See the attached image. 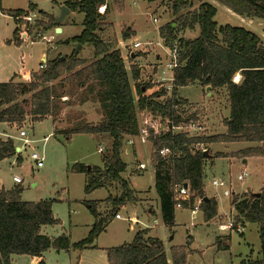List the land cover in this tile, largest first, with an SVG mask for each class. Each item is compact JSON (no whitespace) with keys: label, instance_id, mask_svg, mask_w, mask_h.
Returning <instances> with one entry per match:
<instances>
[{"label":"trees","instance_id":"trees-1","mask_svg":"<svg viewBox=\"0 0 264 264\" xmlns=\"http://www.w3.org/2000/svg\"><path fill=\"white\" fill-rule=\"evenodd\" d=\"M217 5L233 14L248 19L264 21V0H214ZM122 8L123 0H112ZM216 4L200 1L193 7L192 0H175L171 10L174 19L158 28L163 46L172 49L176 45L178 65L173 70V88L170 96L162 90L146 94L150 83L130 84V79L139 78L136 66L125 69L117 40L111 42L99 35L106 28L105 16L109 13L107 0H66L64 5L70 11L83 14L82 30L68 38L69 42L91 45L93 59L88 61L78 57V52L69 55L58 54L45 60L44 69L31 71L19 81L14 77L0 82V123L22 124L26 116L31 121H39L47 116L58 115L63 96L71 97L79 93L80 103L93 100L99 103L103 120L99 125H79L71 130L54 131L63 135L86 133L108 134L110 148L102 157V167H91L88 171L81 163H75L71 170L85 173L94 172L88 177L84 192L104 187L107 182H117L121 191L116 196H108L110 207L95 220L85 238L71 242L68 235L49 237L41 232L43 226H53L59 220L53 216L52 200L37 202L20 198L21 187L16 185L8 190H0V264H11L13 255L41 256L49 249L56 252L82 251L93 248L98 235L105 230L114 218L117 209L127 203L137 201L134 189L128 180L121 177L126 171V163L121 159L124 137H136L138 133L137 110H147L154 115L166 118L173 124L182 121H198V112L181 113L187 100L178 96V88L197 84L201 88L210 87V94L224 91L229 115L225 120L226 131L218 135L190 136L186 133L168 131L151 139L150 162L153 168L154 190L159 201L161 221L171 227L175 223V208L179 202L182 208H192L199 200L198 209L205 222L216 217L217 201L206 197L203 191V168L207 161L222 157L221 153L206 157L196 147L197 144L216 142L246 141L257 143L254 147L233 152L231 156L264 157V44L260 35L241 27L229 24L217 25L214 16ZM104 7L103 13L99 8ZM27 9H2L1 13L11 17L18 26L7 43L19 44L22 39V26L28 33L46 34L55 27L53 17L39 11L40 19L32 25L23 17L33 11ZM198 36L193 39L179 37V32L194 29ZM122 39L130 38L127 30L121 33ZM63 56V59L61 57ZM239 75L238 81L233 78ZM62 77L58 87L51 83ZM67 83L68 88L65 89ZM134 88V89H133ZM29 95L28 98L26 96ZM162 100L158 97L164 96ZM136 97V99H135ZM69 100V99H68ZM70 104V101L65 102ZM28 107V109H26ZM169 147L170 153L163 157L159 151ZM11 137H0V161L16 156L21 162L20 153L15 151ZM187 184L189 198L178 200L175 186ZM256 196L252 192L241 196L233 194L231 206L235 212L231 230L245 223H256L264 259V186ZM94 213V204L90 203ZM152 211V210H151ZM96 213V212H95ZM190 239V236L187 237ZM228 238V237H227ZM220 242V241H218ZM188 243L170 249L171 264H187ZM218 244V248H220ZM227 249V245H222ZM107 264H169L162 241L149 236L147 230L137 231L129 243L106 249ZM238 264H264V260H240Z\"/></svg>","mask_w":264,"mask_h":264},{"label":"rangeland","instance_id":"rangeland-1","mask_svg":"<svg viewBox=\"0 0 264 264\" xmlns=\"http://www.w3.org/2000/svg\"><path fill=\"white\" fill-rule=\"evenodd\" d=\"M65 1L0 0V8L25 10L28 4H33L35 19H40L38 12L42 11L52 16L54 21L60 12V6L64 5ZM174 1L123 0L122 8L118 9L112 0H107L109 13L103 22L106 28L102 29L99 35L111 42L117 40L116 48L120 51L129 76L132 66H136L139 70V78L136 81L130 79L132 87L144 83L152 85L147 89L146 94L156 91L151 80H154L155 74L158 73V65L163 66L169 60L170 49L163 46L158 28L174 19L171 10ZM200 1L216 4L214 0H192L193 7H197ZM216 7L214 20L218 26L229 24L244 27L260 35L264 44L263 20L254 18L253 22H249L251 19L241 18L217 4ZM103 11L104 7H101L99 12L103 13ZM82 20V13L70 11L60 23L63 28L61 32L55 33L51 29L44 34L46 39L52 35L51 42L36 38L30 44L28 38H23L19 44H14L5 40L4 44L12 49L9 62H18L17 69L32 66L37 70L41 50L46 52L48 59L58 54L69 55L75 52L77 43L69 41L65 43V39L81 32ZM16 26L18 24L11 17L0 15V34L5 39L12 38V31ZM124 30L130 35L126 40L122 39L121 35ZM178 36L193 39L198 36V28L196 26L194 29H185L179 32ZM134 42H139L140 46L133 48ZM78 57L91 61L93 59L91 45L81 46ZM22 71V74L12 73L9 79L14 77V80L19 81L26 74V69H21ZM238 78L239 75H236L233 80L237 81ZM61 79L62 77L51 84L57 88ZM65 85L67 89V83ZM177 93L180 98L188 101L185 109L179 110L181 113L198 112V123L203 129L198 130L197 135L225 133V120L229 115V108L224 91L208 94L199 85L189 84L178 88ZM78 94L77 92L71 97L66 95L61 98L60 101L64 103L60 104L58 115L47 116L34 122L31 121L30 116H26L22 124H10L13 127L5 125L6 132L11 135L16 145L20 146L22 143L18 135L20 129L26 132L30 144L21 151L20 163L16 162V156L0 161V190H8L19 185L22 189L21 200L32 202L52 200V213L59 223L42 227V233L49 237L65 234L72 242L86 237L95 216L103 214L110 207V202L106 198L116 196L121 191L119 183L107 182L104 187L85 193L86 180L95 173L89 172L90 175H86L71 170L75 163H81L85 167H102V157L111 144L108 134L56 133V136L53 135L56 130H71L79 125H99L102 122L103 112L99 103L90 99L82 104ZM28 97L29 95L26 96ZM68 101L70 104L65 103ZM136 115L138 118V113ZM45 137L47 139L44 141ZM202 145L210 155L217 153L226 155L207 161L203 168V191L206 197H214L217 201V214L214 219L205 222L199 209L192 219L190 208L179 206L175 208L174 225L165 226L161 221L159 201L154 190L153 168L150 162L151 143H141L137 136L124 137L121 159L126 163L127 168L121 177L128 180L130 187L136 193L137 201L134 204H124L116 210L120 217L112 218L105 230L98 235L94 241L97 248L84 249L87 254L80 257L79 264H106L105 249L131 242L135 233L140 230H147L149 236H156L162 241L169 264H171V247L185 245L187 242H189L187 264H238L243 259L264 260L256 223L247 222L244 226L238 227V230L219 229V225L234 220L235 212L230 204L233 194L241 196L248 192L256 193L264 186V157L231 156L233 152L254 147L257 143L235 141L202 143ZM32 152H37L43 157L42 167L36 168L31 161ZM139 163L145 168L138 169ZM243 171L246 172V176L243 180H238L237 176ZM13 177L18 181L15 182ZM214 179L224 181L226 186L212 185ZM226 189L227 195L223 193ZM90 203L94 204V213L89 208ZM188 236L190 239L187 238ZM222 245H227L228 248L223 249ZM50 250L51 255L47 256L45 264H76V255L70 256L65 251L56 253L54 249ZM100 252L102 257L99 256ZM30 257L32 256L13 255L11 264H33Z\"/></svg>","mask_w":264,"mask_h":264},{"label":"built area","instance_id":"built-area-1","mask_svg":"<svg viewBox=\"0 0 264 264\" xmlns=\"http://www.w3.org/2000/svg\"><path fill=\"white\" fill-rule=\"evenodd\" d=\"M101 8V7H100ZM99 8V11H100ZM36 17V13L34 11H30L29 14L25 17H23L24 21H26L29 25H32ZM154 21H156L154 19ZM28 28L25 29V26H22V36L23 38H28L29 43H33L36 38H41V39H46L44 35H40L38 33H28ZM47 41H50V38L46 39ZM133 48H136L140 46L139 42H134L132 43ZM169 60L167 63H165L163 66L158 65V73L155 74V79L151 80L153 84L155 85L156 90L162 89L167 93V96H170L171 90L173 88V70L177 67L178 65V52L176 45L174 44L172 49H170L168 53ZM45 67V61L40 62L38 64V69H44ZM154 68V66L152 67ZM149 79V77H148ZM147 79V80H148ZM149 81V80H148ZM238 81V80H237ZM164 96L158 97L159 100L164 98ZM161 98V99H160ZM138 113V133H137V138L141 143H151V139H154L157 135L159 134H164L168 131H171V133H186L189 134L190 136H196L198 130H202V126L198 123V121H193L189 120L187 122L182 121L180 124H173L172 121L162 118L158 115H154L151 112L147 110H137ZM19 139L21 140V145L18 146L19 151L17 153H21L22 150L25 149V147L29 146L30 140L26 137V132L23 129H20L18 131ZM200 135V133H199ZM198 136V135H197ZM47 138L45 137L44 140ZM196 147L200 149L203 153L207 151L205 147H203L202 144H197ZM160 155L163 157H166L169 155L170 150L169 147L164 146L160 149L159 151ZM30 159L36 166V168L42 167L43 165V157L39 155L37 152H32L30 154ZM138 169H144L145 166L142 163H139L137 165ZM246 176V172L243 171L241 174L237 176L238 180H243V178ZM14 181H18V179L14 178ZM212 185L214 186H226V183L222 180H212ZM225 194H228V190H224ZM175 193L177 194V199L178 200H185L189 198V191L188 187H183V185H177L175 186ZM198 204H194L193 207L190 209L191 213V218L194 219L196 212L198 210ZM181 207L180 203L178 202L176 204V207ZM115 218H119V214L116 213L114 215ZM232 222L229 221L228 224H221L219 225V229L224 230V229H231ZM240 227V226H238ZM238 227L236 230H238Z\"/></svg>","mask_w":264,"mask_h":264},{"label":"crops","instance_id":"crops-1","mask_svg":"<svg viewBox=\"0 0 264 264\" xmlns=\"http://www.w3.org/2000/svg\"><path fill=\"white\" fill-rule=\"evenodd\" d=\"M0 15H4L1 13V8H0ZM249 22H253V19L249 20ZM62 28V27H61ZM63 30V28H62ZM13 32V31H12ZM50 41L51 42V38L52 35H49ZM12 39V38H11ZM10 39V40H11ZM6 41H9L8 39H5L1 34H0V82H5L9 79V77L11 76L12 73L15 74V72L17 73H23V71L21 72V69H26V74L31 72V71H35L36 69L32 68V66L29 68L27 67H22L21 69H17L18 68V62L17 63H13V62H9V58H10V52H11V47L6 46L4 43ZM32 57V56H30ZM39 60L40 62H43L47 59V54L44 50H41L40 54H39ZM158 59V58H157ZM30 65V64H29ZM38 69V68H37ZM25 74V75H26ZM11 79V78H10ZM9 79V80H10ZM161 99V98H160ZM163 99V98H162ZM161 99V100H162ZM8 125L9 127H13L8 123H0V136H4V137H10L11 135L9 133L6 132L4 126ZM45 141V140H44ZM16 145V144H15ZM19 145H17L18 147ZM129 150L127 149V152ZM214 159V158H212ZM211 159V160H212ZM243 162H246V160H242ZM15 177H13L14 180ZM225 194V192H223ZM44 227V226H43ZM221 230V229H220ZM41 232H42V228H41ZM72 242V241H71ZM94 247L93 248H87L86 250H94L95 248H97L95 246V244L93 243ZM86 250H82V251H74V250H70L69 252H67L70 256L71 255H76V264H79L80 262V257L84 254H87ZM105 256H106V249H105ZM56 253H61V252H56ZM51 255V250H47L46 252H44L41 256L38 257H30L32 258V263L33 264H45L47 262V256ZM100 257H102V252H100L99 254ZM12 257V256H11ZM106 264H107V258H106Z\"/></svg>","mask_w":264,"mask_h":264},{"label":"water","instance_id":"water-1","mask_svg":"<svg viewBox=\"0 0 264 264\" xmlns=\"http://www.w3.org/2000/svg\"><path fill=\"white\" fill-rule=\"evenodd\" d=\"M146 1L147 2H151V1H154V0H146ZM69 12H70V10L65 5H61L60 6V12H59V14L54 18V24L55 25H59L64 20V18L66 17V15ZM54 31H55V33L61 32V27H59V26L55 27ZM68 41H69L68 39H65V43H68ZM80 47H81V45L80 44H77L76 49H75V53H77L79 51ZM61 59H63V56L61 57ZM205 90L208 92V94H210V92H209L210 87L209 86L205 87ZM15 151L18 152L19 151V148L16 147L15 148ZM204 155L206 157H209L210 156L207 151L204 152ZM86 169L89 171L91 169V167L90 166H87ZM183 187H187V184L184 183L183 184ZM254 194L256 196L259 195L258 192L254 193ZM205 198H207V197H205Z\"/></svg>","mask_w":264,"mask_h":264}]
</instances>
